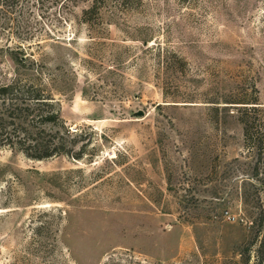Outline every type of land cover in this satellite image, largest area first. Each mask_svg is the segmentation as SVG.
<instances>
[{
  "label": "rangeland",
  "instance_id": "obj_1",
  "mask_svg": "<svg viewBox=\"0 0 264 264\" xmlns=\"http://www.w3.org/2000/svg\"><path fill=\"white\" fill-rule=\"evenodd\" d=\"M0 68L50 77L75 141L0 148V264H257L228 102L264 107V0H0Z\"/></svg>",
  "mask_w": 264,
  "mask_h": 264
},
{
  "label": "trees",
  "instance_id": "obj_2",
  "mask_svg": "<svg viewBox=\"0 0 264 264\" xmlns=\"http://www.w3.org/2000/svg\"><path fill=\"white\" fill-rule=\"evenodd\" d=\"M97 10L95 2L84 12V18ZM17 61L26 63L23 56ZM50 80L45 75L13 77L0 68V148L19 151L35 161L70 155V144L74 139L70 140V130L62 117V105L49 88ZM228 103L235 104L232 108H236L234 111L243 125L245 148L257 163H264V107L257 100ZM82 157L80 152L76 159ZM249 223H252L254 245L259 247L257 264H264V211L255 228H252L254 221Z\"/></svg>",
  "mask_w": 264,
  "mask_h": 264
},
{
  "label": "water",
  "instance_id": "obj_3",
  "mask_svg": "<svg viewBox=\"0 0 264 264\" xmlns=\"http://www.w3.org/2000/svg\"><path fill=\"white\" fill-rule=\"evenodd\" d=\"M138 116H143V112H140L137 114Z\"/></svg>",
  "mask_w": 264,
  "mask_h": 264
}]
</instances>
